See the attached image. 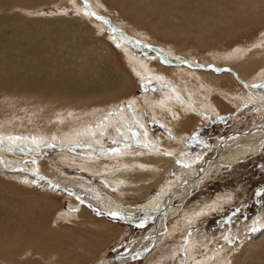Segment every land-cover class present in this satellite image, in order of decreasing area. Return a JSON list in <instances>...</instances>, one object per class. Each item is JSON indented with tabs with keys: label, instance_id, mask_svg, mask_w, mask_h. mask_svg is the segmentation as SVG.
Listing matches in <instances>:
<instances>
[{
	"label": "bare ground",
	"instance_id": "1",
	"mask_svg": "<svg viewBox=\"0 0 264 264\" xmlns=\"http://www.w3.org/2000/svg\"><path fill=\"white\" fill-rule=\"evenodd\" d=\"M0 1V7L6 2L26 6H15L25 19L0 16V129L32 131L44 144L52 139L99 149L88 162L80 156L73 159L89 165L123 194L147 196L175 159L184 163L187 156L183 151L173 158L174 143L149 134L144 117L136 114L140 104L128 91L134 88L130 75L157 85L159 97L143 103L150 104L154 119L168 125L183 150L189 134L212 116L230 112L250 96L264 99V88L252 87L264 83V0ZM56 1L58 14L42 19V5ZM35 2L33 16L29 9ZM70 9L82 22L65 17ZM140 49L157 56L162 69L136 58ZM220 68L226 72L218 74ZM123 100L131 107L129 113L109 118V110H118ZM105 137L128 142L112 150L104 144ZM0 161V264H85L115 242L120 233L116 226L89 214L63 213L52 191L43 187L49 193L34 195L18 186L22 174ZM19 193L35 197L25 200ZM226 200L217 197L188 219L192 222ZM260 222L263 228V219ZM248 230L249 225L238 226L219 252L204 243L199 260L192 242L185 262L228 264L233 253L254 248L255 239H243ZM263 235L264 230L255 238ZM237 237L244 241L241 247L231 243ZM180 249L178 245L167 255L178 256Z\"/></svg>",
	"mask_w": 264,
	"mask_h": 264
},
{
	"label": "rangeland",
	"instance_id": "2",
	"mask_svg": "<svg viewBox=\"0 0 264 264\" xmlns=\"http://www.w3.org/2000/svg\"><path fill=\"white\" fill-rule=\"evenodd\" d=\"M57 2L59 1H56L55 5L48 3L42 5L43 12L47 14L41 16L42 19H52L55 14H58L55 8L58 5ZM37 4L35 2L34 7L29 9L33 16L36 15L33 11L37 10L35 7ZM15 6L26 7L21 3L14 5L6 2L3 7H0V16L7 18L17 16L20 20L25 19L23 16L25 17L26 14L20 13ZM66 15L68 19L82 22L72 9L68 10ZM105 25L107 26V23ZM16 28L17 26L14 25L10 29ZM115 45H119V42L116 41ZM135 55L136 58L147 59L150 68L162 69L160 68L162 63L153 53L140 49ZM223 69L220 68L218 74L225 73ZM232 74L235 75L233 71ZM235 76L238 80H242L237 75ZM130 78L134 88L128 91H131V97L139 102L138 108H141L139 109L141 113L137 109L136 114L141 118L144 117L146 128L154 139L164 137L170 140V144L174 143L171 147L175 151L173 158L177 157L179 152L187 153L184 163L175 159L174 163L168 167L169 171L160 185L153 188L147 196L144 197V192L131 196L123 194L124 192L121 193L118 188H114L108 181L97 176V172L89 165L74 161L79 156L86 162L93 160L95 159L94 151L99 149L88 147L84 143H73L69 146L70 143L60 144L61 142L52 139H45L47 144H44L43 141L35 139L36 136L32 131L12 129L4 132L0 129V160L3 161L5 167L10 166L16 173L22 174L23 178L16 182L18 186L33 191L34 195L49 193L42 191L43 187H46L48 191L56 195V200L53 201L56 205L63 207V213L72 215V217L76 214L78 216L89 214L93 220L105 221L116 226L120 233L115 242L99 250L94 258L92 257V260L89 259L85 264H102L109 261L131 244H135L134 253H143V256L116 264H158L161 260L159 264H180V261L182 264H187L185 262L186 250L189 244L195 241L194 254L196 260H199L205 253L201 246L209 242L208 249L219 252L225 247L227 236L233 235L238 226L245 225H249L250 230L247 235L244 234L243 239L244 241L255 239V246L250 252L239 250L237 254L233 253L228 264H237L238 258L240 259L239 264L243 260L246 264H250L251 259H253L251 264L253 261L254 264L260 262L264 264V235L255 238L264 230V227L259 225L261 219L264 221L263 97L244 98L230 112L212 116L213 118L211 117L207 123L189 134L183 142L186 148L183 150L180 148V142L173 138L168 125L166 126L160 118L154 119L150 104L144 105L143 103V100L159 97L157 85H149L142 79L131 75ZM223 86L221 85L226 89L225 85ZM213 96V99H217L216 95ZM119 104L118 110H109L107 115L109 118H114L119 113H129L131 107H127L129 106L127 101L123 100ZM4 136L21 137L22 139L8 141L2 139ZM33 139L36 140L35 144L32 143ZM126 142H118L110 137L104 139L106 147L112 150H117ZM127 145L132 146L128 143ZM159 150L165 153L166 149L161 147ZM86 155L88 158L85 157ZM6 159L17 163L6 162ZM15 167L21 171H17ZM1 183L4 182L0 181ZM34 195L19 193L17 197L29 200L35 197ZM217 197L227 200L217 209L203 214L192 222L190 218L188 219L190 216H196L195 214H198L201 208L211 204ZM113 212L118 215L113 217L110 215ZM81 221L87 222L88 220L82 219ZM253 221L255 224L251 226ZM237 239H233L231 243L241 247L244 241L239 237ZM178 245H181V249L176 252L178 256L167 255L176 250ZM164 256L166 259L163 260ZM16 258L18 259V256ZM248 259L250 261H247Z\"/></svg>",
	"mask_w": 264,
	"mask_h": 264
},
{
	"label": "water",
	"instance_id": "3",
	"mask_svg": "<svg viewBox=\"0 0 264 264\" xmlns=\"http://www.w3.org/2000/svg\"><path fill=\"white\" fill-rule=\"evenodd\" d=\"M216 119V117H214ZM261 128L262 125H261ZM260 129V128H259ZM134 246L135 244H131L129 246H127L122 252L116 254L113 258L109 259V261H107L108 264H116V263H122L126 260H132V259H135V258H140L143 256V253L142 254H139V252H136L134 253L133 250L134 249ZM106 264V263H105Z\"/></svg>",
	"mask_w": 264,
	"mask_h": 264
},
{
	"label": "snow or ice",
	"instance_id": "4",
	"mask_svg": "<svg viewBox=\"0 0 264 264\" xmlns=\"http://www.w3.org/2000/svg\"><path fill=\"white\" fill-rule=\"evenodd\" d=\"M90 15H95V13H90ZM252 87H260V88H264V83H261L259 85H252ZM10 141H16V140H19V139H22L21 137H9L8 138ZM32 143L35 144L36 143V140L33 139L32 140ZM110 215H112L113 217H116L118 214L117 213H110Z\"/></svg>",
	"mask_w": 264,
	"mask_h": 264
}]
</instances>
